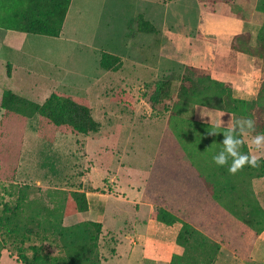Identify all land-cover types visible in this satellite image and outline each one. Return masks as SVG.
Wrapping results in <instances>:
<instances>
[{
    "label": "rangeland",
    "instance_id": "1",
    "mask_svg": "<svg viewBox=\"0 0 264 264\" xmlns=\"http://www.w3.org/2000/svg\"><path fill=\"white\" fill-rule=\"evenodd\" d=\"M262 2L73 0L61 37L30 34L18 44H11L8 36L18 32L0 28V99L5 90L38 104L55 91L81 96L89 100L92 116L100 124L97 133L79 136L58 133L51 143L38 134V115L21 123L23 136L16 180L0 177V217L7 209L15 210L18 204L24 209L22 217L26 218L33 215L35 208L55 206L70 192H94L98 199L93 202L91 212L99 220L106 219L100 239L103 264H134L127 262L134 252L138 257L142 254L141 264H175L173 256L184 253V248L176 243L182 225L170 227L154 218V212L165 204L164 196L159 193L152 196L154 212L136 207L143 204L139 197L149 185L148 176L163 183L167 171H172L170 177L176 180L180 160L193 164L198 175L201 172L220 178L222 184L237 181L243 172L231 175L226 167L221 168L223 175L217 172L219 167L212 157L222 149L223 135L211 136L208 133L214 126L194 122V108L184 115L193 123L179 140L169 123L172 102L152 98L159 82H170L175 96L184 73V68L176 69L177 64L167 60L166 55L176 54L179 49L173 45L172 52L167 40L170 34H177L192 42L199 32L205 31V12L210 11L252 19V25L247 24L245 31L259 34L262 23L253 15ZM140 16L152 23L157 32H139ZM212 24L215 31L224 30L222 21ZM224 49L227 46L219 47L223 53ZM104 53L119 57L120 69H102L100 61ZM218 60L222 69L234 72L233 53L227 51ZM8 64L15 69L11 77L7 75ZM261 74L262 70H257L256 76ZM257 110L262 113L263 109ZM16 128L20 129L18 125ZM233 191H236L233 195L238 192ZM22 198L28 201L29 205L25 203L28 206L23 205ZM175 216L219 244L215 264H264V246L256 248L258 236L242 218L216 215L209 207L201 214ZM40 242L34 236L26 246ZM46 246L57 254L55 246L49 243ZM194 257L199 261L203 254ZM0 264H23L11 240L2 251Z\"/></svg>",
    "mask_w": 264,
    "mask_h": 264
},
{
    "label": "trees",
    "instance_id": "2",
    "mask_svg": "<svg viewBox=\"0 0 264 264\" xmlns=\"http://www.w3.org/2000/svg\"><path fill=\"white\" fill-rule=\"evenodd\" d=\"M72 1L0 0V28L57 38L63 31ZM255 13L262 23L257 47L250 46V37L247 35L250 33L245 32L233 39L231 50L234 54L251 55L255 58V63H258V60L264 61V0ZM138 19L139 32L149 34L157 32L154 25L146 21L143 16ZM199 38L214 42L213 39L202 35H199ZM121 66L122 61L119 57L108 53L102 55L100 61L102 69L117 71ZM7 67V75L11 77V66ZM183 68L184 73L175 96L172 94L170 82H159L155 85L156 93L152 97L154 99L160 97L163 101L172 102L169 123L179 140L193 123L189 122L184 115L196 106L224 111L235 117H250L257 122L256 130L264 132V93L254 102L236 99L231 83L213 79L210 72L206 70L190 66ZM160 101L154 100L156 103ZM1 108L4 112L0 120V177L11 182L16 180L21 155L20 146L23 136L21 123L24 124L28 119L38 115V134L51 143L55 142L58 133L79 136L97 133L100 130V124L92 116L89 100L81 96L55 91L42 104H38L11 90H5ZM257 109H263L262 113ZM174 120L179 124L175 125ZM17 125L19 130L16 128ZM241 151L249 152L246 145ZM186 152L189 155L191 153ZM260 165L258 168L245 167L242 172L251 174L252 178L264 177V160H260ZM221 168L219 167L217 172L223 175ZM199 175L218 204L233 216L245 220L257 236L264 232V209L254 197L253 191L245 193L244 187L241 186V190L233 195L229 193L230 188L233 190L237 188L233 182L222 184L219 181L220 178H213L211 174L206 175L200 172ZM212 179L215 181H213V189ZM21 201L23 205H26V202L29 205L25 198ZM88 209L87 195L82 191L70 192L53 207L35 208L33 215L26 218L22 217L24 209L20 204L15 210L7 209L0 217V260L2 251L11 240L23 264H103L100 253L102 223L83 221L64 226L63 221L66 217L86 212ZM154 218L167 226H173L176 223L182 225L176 243L184 248V253L174 255L173 263L215 264L220 252L218 243L210 240L191 224L180 221L166 209L161 208L155 211ZM34 236L39 237L41 242L26 246ZM47 243L57 248V254L49 251ZM200 253L203 254V259L198 261L194 256Z\"/></svg>",
    "mask_w": 264,
    "mask_h": 264
},
{
    "label": "crops",
    "instance_id": "3",
    "mask_svg": "<svg viewBox=\"0 0 264 264\" xmlns=\"http://www.w3.org/2000/svg\"><path fill=\"white\" fill-rule=\"evenodd\" d=\"M201 5H203V2H201ZM254 16H256V13L255 15H253V17ZM250 20L248 21L247 18L239 19L234 14L222 15V14H216L211 11L205 12L204 25L206 29L204 32H199L196 38H192V42H186V40H188V37L184 35H179V36L177 34L169 35L170 37H168L167 40V45L170 46L169 49L172 50L173 52L175 49L173 45L178 46L179 49L178 51H176V54H171L172 53L171 52L170 53L171 55L168 56L166 55V58L169 62L171 63L175 62L177 64V66L175 67L176 69H182L183 67L186 66L195 67L198 69L206 70L208 72L210 71L212 78L215 80L225 83H231L233 85V94L236 99H240L248 102L257 101L261 97V94L264 93L263 92L264 88H262V86H264L263 62L261 60H258V63H255V58L253 56L245 53L234 54L231 50V44L233 42V39L238 35L248 32L245 31V26H247V24L252 25V19ZM216 21L223 22L224 25L223 31L221 32L215 31L212 22L215 23ZM64 28L65 25L63 27V31L60 37L63 35ZM25 35H30V34L18 33L13 36L9 35L7 40L11 44H18V42H20L21 40H25ZM199 35L213 39L214 42L200 39ZM247 35L250 37V40H252L253 37L255 38V40H257L260 34L251 33ZM221 45L227 46V49H224V53L219 50V47ZM227 51L233 53L236 59V68L234 72L224 70L220 66V61L218 60V58L220 56L225 55ZM8 65L11 66L12 74L15 73L14 66H12L11 64ZM19 70L23 73L28 74V71L26 70L23 69H19ZM257 70H262V74L256 76ZM36 93L37 91H35V94ZM1 104H2V97L0 99V106ZM3 112L4 111L1 108L0 109L1 118ZM202 112L204 113V116L202 115ZM193 116H194L193 120L195 122H199L211 126H214L222 118L224 124L220 129L223 130H226L228 127L227 121L229 117H231L233 127L235 126V120L242 118V117H235L231 113H227L224 111H219L216 109L203 107V106L194 107ZM256 131L259 132L258 130ZM245 145L250 151L251 150L250 137L245 138ZM253 154L260 156L261 157L260 160H264V154L255 153V152H253ZM181 161L182 160L179 161L180 164L178 165L181 169L177 173L176 180H172V177H170V173H172V171H169V173L167 171L168 175L165 176L163 183L162 181L156 182L155 178H153L152 176H148L150 178L149 185L146 186L145 192L142 190V196L139 197L140 198L139 201H141L143 204L141 207L136 206L137 209L139 208L141 210L146 208L148 210H151V212H154L156 205H155V201H153L152 196L159 193L163 195L165 199V204L163 208L174 215L182 214V213L201 214L204 212L205 209L209 207L210 209H212V212L216 215L228 214L230 216H233L230 212L226 211L220 204H218L213 199L211 193L209 192V189H207V187L205 186L200 175L197 174L193 164L189 163L187 160H183L184 162ZM153 171L154 170L150 171L149 174H151ZM240 176H242V178H238L237 181L234 180L233 182L234 184L237 185L236 190L239 192L242 186L244 187L245 193L246 192L250 193L251 191H253L254 197L257 199L259 205L264 209V177L252 178L251 174H244V173L243 175ZM213 181L214 180L212 179V183H211L212 189H213V183L215 182ZM84 192L87 195V200L89 204L88 211L66 217L64 219L65 220L64 226L75 225L83 221H95L102 223L103 226L105 227L106 219L102 218L101 220H99L98 218H95L94 214L91 212V207L93 205V202H95L98 199L97 196H95L97 194L90 191H84ZM233 192L236 191H233L230 188L229 193H233ZM132 197L134 199L136 198L134 195ZM134 199L133 202L136 203ZM126 201H129L128 198L126 199ZM104 214H106V212ZM136 216H139V214L137 213ZM255 246L256 248L264 246V232L260 236H258ZM139 256L140 257H138L136 255V252H134L132 259L131 260L126 259V260L127 262L131 261L134 264H141V262L143 261L141 259L142 254H140Z\"/></svg>",
    "mask_w": 264,
    "mask_h": 264
},
{
    "label": "clouds",
    "instance_id": "4",
    "mask_svg": "<svg viewBox=\"0 0 264 264\" xmlns=\"http://www.w3.org/2000/svg\"><path fill=\"white\" fill-rule=\"evenodd\" d=\"M249 43L251 47H257L254 37ZM202 115L204 116L203 112ZM223 124L224 121L221 118L208 133L211 136H216L221 133L223 135V139L220 142L223 147L218 153L213 155V162L218 167H226L228 173L231 175L238 174L245 167H260L261 157L253 154V152L264 154V132L256 131V120L250 117H242L235 120V126L233 127L231 117H229L227 129L221 132L219 129ZM249 137L251 150L248 153H244L241 149L245 145V138Z\"/></svg>",
    "mask_w": 264,
    "mask_h": 264
}]
</instances>
